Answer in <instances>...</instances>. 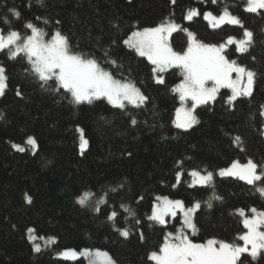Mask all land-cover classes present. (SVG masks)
Wrapping results in <instances>:
<instances>
[{
    "label": "trees",
    "instance_id": "16d2710c",
    "mask_svg": "<svg viewBox=\"0 0 264 264\" xmlns=\"http://www.w3.org/2000/svg\"><path fill=\"white\" fill-rule=\"evenodd\" d=\"M245 6L246 0H0V30L30 35L25 27L30 22L47 34L45 39L58 31L73 53L95 57L147 97L139 107L126 104L124 109L104 97L75 104L55 80L40 81L24 53L10 59V53L0 51L6 76L0 95V264H87L83 257L59 255L83 248L107 250L116 264H156L151 253L179 227L194 243L215 238L243 244L238 236L246 229L237 210L246 215L252 208L264 211V196L257 185L217 171L248 160L264 169V11L249 13ZM195 8L201 14L186 19ZM225 8L243 28L227 23L214 28L204 19V12L219 15ZM169 19L186 30L173 32L169 41L181 53L189 44L188 31L205 44H226L250 30L248 50L240 53L236 45H227L226 55L255 73L252 95L229 104L231 90L222 88L214 101L195 108L198 123L176 128L181 100L173 89L182 80L180 69H167L164 83H157L151 62L125 43L132 31ZM29 137L35 147L26 143ZM82 141H87L83 149ZM192 170L213 172L211 185L191 186ZM177 172L183 174L179 182ZM83 194L90 197L87 206L77 202ZM213 194L220 199H212ZM161 195L185 206L200 203L195 233L183 225L180 213L164 224L149 218ZM112 211L118 215L110 220ZM30 228L55 242L35 251ZM237 264H264V251L255 259L244 253Z\"/></svg>",
    "mask_w": 264,
    "mask_h": 264
},
{
    "label": "snow or ice",
    "instance_id": "6c2138e0",
    "mask_svg": "<svg viewBox=\"0 0 264 264\" xmlns=\"http://www.w3.org/2000/svg\"><path fill=\"white\" fill-rule=\"evenodd\" d=\"M172 2L175 3V0ZM215 2L216 0H213V3ZM244 10L259 14L264 11V0H246ZM9 11L19 18L20 13L15 9H9ZM200 14L199 10L192 9L188 11L185 18L191 20ZM203 16L205 20L211 22L214 28L224 23L243 28L240 19L232 15L227 8L219 16L212 12H205ZM25 27L31 30L30 35L22 36L17 30H10L7 33L0 30V51L6 50L10 53V59H15L24 53L31 64L33 74L44 84L55 80L59 88L70 93L73 103H91L94 99L104 97L110 104L124 109L126 104L139 107L147 100V97L132 82L116 79L111 72L106 71L100 65L95 57L73 53L70 50L68 38L60 32L57 31L50 39H45L47 34L32 23H27ZM177 30L184 29H181L174 21L166 20L156 27L133 32L125 43L135 49L140 56L147 57L155 66L154 73H163L172 67L180 69L183 80L173 90L179 93L182 104L186 99H191L193 104L189 109L181 107L176 110L174 124L178 129H188L198 123L193 114L195 108L198 105L214 101L220 89L231 90L232 94L228 97L229 104L239 96L250 97L252 95L255 73L237 64L236 61L229 60L226 55V47L227 45H236L237 51L246 52L252 43L253 33L244 29L242 39L237 40L234 37H229L226 44L221 43L217 46L204 44L196 40L191 32H188L189 44L186 51L181 53L173 50L169 43V37ZM110 63L115 64V61H110ZM4 73L5 69L0 66V95L3 94L6 87ZM233 73H235V78H233ZM157 83H164L162 76H157ZM20 94L17 91V95ZM261 115H264V112ZM131 123L135 125L136 120L133 119ZM239 141L240 137L237 136L235 142ZM26 143L33 147L36 145V141L32 137H29ZM86 143L87 141H82V149ZM13 147L21 152L25 150L19 145L14 144ZM177 163L182 162L178 161ZM258 169L260 166L252 160H248L243 165L233 162L230 168L221 169L219 175L238 177L249 185H257L256 190L264 195V169ZM182 175L181 172H177V181L181 179ZM188 175L194 178L191 186L197 184L209 186L213 181L212 172L201 174L199 171L193 170ZM258 182L260 183L258 184ZM89 198L88 194H83L77 202L81 206H87ZM28 199L31 202L30 198ZM161 199L163 203L153 207L152 215L149 218L164 224L166 216L175 217L179 210L183 213V225L195 233L192 217L194 212L200 208V203L196 202L192 207L185 208L180 200L157 197V200ZM212 199H220V197L213 194ZM99 203H106V201L100 200ZM208 206L211 207L210 201ZM122 207L129 212V215H135L126 206L122 205ZM237 211L243 217L242 223L247 230L238 236V240L243 242L242 245L215 239H209L205 243H194L181 229L176 234L169 233L159 252L153 251L150 259L156 264H237L244 253L255 259L264 251V230H262L264 228V211L252 208L249 210L252 213L251 216L246 215L243 209ZM117 215V212L112 211L108 218L115 219ZM28 231L33 233L35 229L30 228ZM121 235L127 237L128 232L121 231ZM48 239L55 242L54 237ZM35 251H40V245L35 246ZM81 254L89 258L90 264H113L108 254L100 250L93 252L84 249L82 253H78L75 249H66L61 253V256L65 259L79 258Z\"/></svg>",
    "mask_w": 264,
    "mask_h": 264
},
{
    "label": "rangeland",
    "instance_id": "374dc122",
    "mask_svg": "<svg viewBox=\"0 0 264 264\" xmlns=\"http://www.w3.org/2000/svg\"><path fill=\"white\" fill-rule=\"evenodd\" d=\"M196 9V8H195ZM196 10H198V9H196ZM206 12H210V11H206ZM205 13V12H204ZM222 14V13H221ZM214 15H216V14H214ZM220 15V14H219ZM219 15H216V16H219ZM233 15V14H232ZM235 16V15H234ZM237 17V16H236ZM169 20H171V19H169ZM171 21H173V20H171ZM208 22H209V24L210 25H212L211 24V22L209 21V20H207ZM175 22V21H174ZM176 23V22H175ZM161 24V23H160ZM177 25H179L178 23H176ZM159 25V24H158ZM158 25H156V26H158ZM156 26H152V27H146V28H153V27H156ZM143 29H145V28H142V29H136V30H134V31H132L131 32V34L128 36V38L126 39V40H128L131 36H132V33L133 32H137V31H142ZM188 32H191V31H188ZM193 35H194V33L193 32H191ZM195 36V35H194ZM171 37V36H170ZM170 37H169V41H170ZM196 38V37H195ZM197 40V39H196ZM199 41V40H198ZM201 42V41H200ZM203 43V42H202ZM205 44V43H204ZM208 45H220V44H208ZM147 58V57H146ZM154 66V65H153ZM155 67V66H154ZM249 70V69H248ZM157 76H162V73H155V77H156V79H157ZM163 77V76H162ZM233 78H235V73H233ZM116 79H118V78H116ZM246 79V78H245ZM121 80V79H120ZM182 80H183V76H182ZM181 80V81H182ZM123 81H127V80H123ZM181 81L180 82H178L176 85H175V87L177 86V85H179L180 83H181ZM174 87V88H175ZM253 88H254V83H253ZM252 91H253V89H252ZM142 93V92H141ZM178 93V92H177ZM143 94V93H142ZM178 95H179V93H178ZM180 97V96H179ZM192 104H193V102L191 101V99H186L184 102H183V104H182V102H180V104L177 106V108H176V110L178 109V108H181V107H183V108H185V109H189V108H191L192 107ZM195 111V110H194ZM193 114L195 115V112H193ZM175 119H176V112H175ZM175 121V120H174ZM33 138V137H32ZM235 162H239V161H235ZM248 162V161H247ZM247 162H239L241 165H243V164H246ZM232 165V164H231ZM231 165L230 166H228V167H224V168H221V169H227V168H230L231 167ZM221 169H219L218 171H217V173L219 174V171L221 170ZM193 171V170H192ZM196 171H198V170H196ZM191 172V171H190ZM200 172V171H199ZM201 174H206V173H203V172H200ZM213 173V172H212ZM213 176H214V173H213ZM181 180V179H180ZM179 180V181H180ZM190 180H191V184H193V180H194V178L193 177H191L190 178ZM179 181H177V182H179ZM198 185V184H197ZM264 196V195H263ZM158 197H160V198H163V197H167L168 199H170V200H180V199H174V198H170V197H168V196H164V195H161V196H158ZM180 201H182V200H180ZM183 202V201H182ZM163 203V200L161 199V200H157L156 199V201L154 202V205H153V207L155 206V205H157V204H162ZM183 205H184V207L185 208H188V207H192V206H185V204L183 203ZM255 209H257V208H255ZM258 211H263V210H260V209H257ZM152 211H153V208H152ZM178 213H180L181 214V217H182V221H183V213L182 212H180L179 210L177 211V214ZM176 214V215H177ZM151 215H152V212H151ZM252 215V213L250 212V214L248 215V216H251ZM173 216H166L165 217V222H167V220H168V218H172ZM193 217H194V214H193ZM192 217V220H193V224H194V218ZM187 228V227H186ZM181 229H183V231H184V233L186 234V235H188L187 233L188 232H186V230L183 228V227H179L178 228V230L176 231V232H172V231H168L167 232V235H166V238H168V234L169 233H172V234H176V233H178ZM262 230H264V228H262ZM247 231V230H246ZM245 231V232H246ZM29 237H32V240L34 241V247L38 244V245H40V248L41 247H43V246H45L46 244H50L51 243V241H50V239H48V238H52V236L51 237H48V238H44V237H37V235L36 234H33V233H30L29 234ZM189 237V236H188ZM35 238H38V239H40L41 241H42V244L41 243H39V242H36L35 241ZM165 238V239H166ZM190 239V238H189ZM210 239H215V238H210ZM209 240V239H208ZM215 240H217V241H220V240H218V239H215ZM207 241V240H206ZM206 241H204V242H202V243H205ZM165 242V241H164ZM242 245V244H241ZM249 248H250V246H249ZM84 249H89V250H91V251H93V252H95L96 250H100L101 252H106L107 254H108V256L111 258V261L113 262V264H116V262L113 260V258H112V256L110 255V253L107 251V250H104V249H100V248H83V249H79V250H77V249H75V250H77V252L78 253H82V250H84ZM64 252V251H63ZM156 252H159V251H156ZM61 253L62 252H60L59 253V255L61 256ZM79 257H83L86 261H87V264H90V260H89V258L88 257H85L83 254H81Z\"/></svg>",
    "mask_w": 264,
    "mask_h": 264
}]
</instances>
